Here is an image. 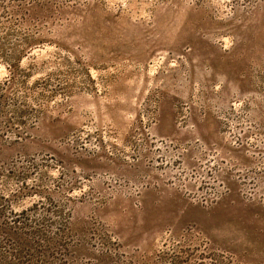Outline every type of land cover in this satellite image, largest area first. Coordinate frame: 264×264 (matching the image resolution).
<instances>
[{"label": "rangeland", "instance_id": "obj_1", "mask_svg": "<svg viewBox=\"0 0 264 264\" xmlns=\"http://www.w3.org/2000/svg\"><path fill=\"white\" fill-rule=\"evenodd\" d=\"M0 264H264V0H0Z\"/></svg>", "mask_w": 264, "mask_h": 264}]
</instances>
